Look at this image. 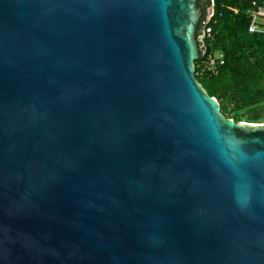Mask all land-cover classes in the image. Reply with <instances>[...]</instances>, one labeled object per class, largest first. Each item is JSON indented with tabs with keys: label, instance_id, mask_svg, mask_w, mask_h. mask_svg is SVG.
Returning a JSON list of instances; mask_svg holds the SVG:
<instances>
[{
	"label": "water",
	"instance_id": "water-1",
	"mask_svg": "<svg viewBox=\"0 0 264 264\" xmlns=\"http://www.w3.org/2000/svg\"><path fill=\"white\" fill-rule=\"evenodd\" d=\"M200 16L0 0V264H264V124L198 84Z\"/></svg>",
	"mask_w": 264,
	"mask_h": 264
},
{
	"label": "trees",
	"instance_id": "trees-1",
	"mask_svg": "<svg viewBox=\"0 0 264 264\" xmlns=\"http://www.w3.org/2000/svg\"><path fill=\"white\" fill-rule=\"evenodd\" d=\"M196 0L201 12L195 29L198 45L209 9H213L211 39L205 40L206 54L221 56L222 64L215 76L196 77L205 93L217 100L221 114L246 109L250 123L264 120V36L247 32L246 7L251 0ZM264 1V0H257ZM230 9H237L234 13ZM208 25V26H209ZM200 59L201 53L199 55ZM235 123L239 116H233Z\"/></svg>",
	"mask_w": 264,
	"mask_h": 264
},
{
	"label": "built area",
	"instance_id": "built-area-1",
	"mask_svg": "<svg viewBox=\"0 0 264 264\" xmlns=\"http://www.w3.org/2000/svg\"><path fill=\"white\" fill-rule=\"evenodd\" d=\"M230 10L234 13L238 12L237 9ZM245 14L247 17V32L249 34L264 36V1L251 0L246 7ZM212 18L213 9L202 36L205 53L201 59L198 58L194 63L195 77L215 76L218 73V67L222 64L221 56L206 54L207 46L204 44V41L211 39L212 26L209 25V22Z\"/></svg>",
	"mask_w": 264,
	"mask_h": 264
},
{
	"label": "rangeland",
	"instance_id": "rangeland-1",
	"mask_svg": "<svg viewBox=\"0 0 264 264\" xmlns=\"http://www.w3.org/2000/svg\"><path fill=\"white\" fill-rule=\"evenodd\" d=\"M224 112L226 113V117L227 119H232L233 116H239L240 117V121L237 123V124H240V125H247V124H252V125H261V124H264V120L262 119H259L257 121V123H250V121L248 120V117L250 115L249 111L246 110V109H243V110H239V111H232V107H226ZM234 121V120H233Z\"/></svg>",
	"mask_w": 264,
	"mask_h": 264
}]
</instances>
